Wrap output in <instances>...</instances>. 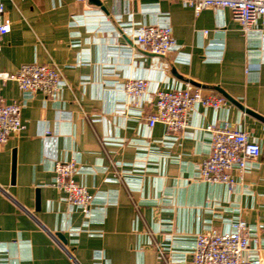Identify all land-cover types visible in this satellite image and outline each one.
<instances>
[{"label": "crops", "instance_id": "crops-1", "mask_svg": "<svg viewBox=\"0 0 264 264\" xmlns=\"http://www.w3.org/2000/svg\"><path fill=\"white\" fill-rule=\"evenodd\" d=\"M12 19L0 70L56 64L69 86L57 98L2 86L22 104L25 128L0 145V256L6 264H193L197 234L245 220L264 264V22L242 30L229 8L199 14L182 0H3ZM169 23L178 44L165 56L135 41L144 24ZM145 79L129 96L125 83ZM191 82L227 98L195 104L189 127H150L155 93ZM229 120L262 145L232 187L198 175L209 124ZM15 156V164H14ZM94 195L85 214L52 185L55 162ZM39 200V206H38ZM159 247L165 258L161 257Z\"/></svg>", "mask_w": 264, "mask_h": 264}, {"label": "built area", "instance_id": "built-area-1", "mask_svg": "<svg viewBox=\"0 0 264 264\" xmlns=\"http://www.w3.org/2000/svg\"><path fill=\"white\" fill-rule=\"evenodd\" d=\"M197 14L208 8H229L233 17L248 32L259 20L264 22V0H182ZM12 19L7 14L3 0H0V52L6 34L11 31ZM135 41L145 51L165 56L177 49L178 44L172 27L166 24H144L135 34ZM8 81L17 82L23 92H42L57 98L69 82L63 69L56 64L26 63L14 72L0 70V145L6 143L12 134L25 128L22 120V104L7 103L2 96V86ZM129 96H142L148 90L145 79H129L124 85ZM201 104L219 110L227 104L222 94H204L200 87L186 82L185 87L161 89L155 93V109L148 115L150 127L163 123L169 132L179 133L189 127L192 107ZM206 130L211 133L209 155L199 165L198 175L207 182H221L229 187L235 184L231 174L237 168L243 174L249 164L262 154L261 143L248 132L234 126L229 120H219L209 124ZM79 166L74 160H58L54 166L52 185L65 193V198L85 214L92 209L94 195L89 188L78 182L74 176ZM259 243L248 223L243 219L234 222L229 231L211 228L197 234L193 248V264H261L252 244ZM162 258L165 255L161 248ZM0 264H6L0 256Z\"/></svg>", "mask_w": 264, "mask_h": 264}, {"label": "water", "instance_id": "water-1", "mask_svg": "<svg viewBox=\"0 0 264 264\" xmlns=\"http://www.w3.org/2000/svg\"><path fill=\"white\" fill-rule=\"evenodd\" d=\"M14 164H15V156H14ZM38 206H39V200H38Z\"/></svg>", "mask_w": 264, "mask_h": 264}]
</instances>
